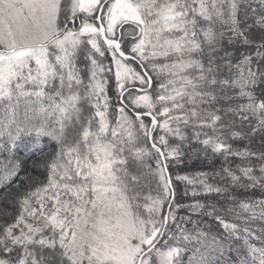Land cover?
<instances>
[{"label":"snow or ice","instance_id":"1","mask_svg":"<svg viewBox=\"0 0 264 264\" xmlns=\"http://www.w3.org/2000/svg\"><path fill=\"white\" fill-rule=\"evenodd\" d=\"M250 7L0 0V151L22 137L28 151H42L44 138L56 146L16 214L0 209L10 218L0 222V264H264V227H252L264 222V148L229 142L264 134V89L252 91L264 83V33L254 38ZM255 25L264 29V14ZM192 142L221 166L173 176L170 163ZM19 168L9 159L0 184ZM174 181L191 202L175 200ZM256 190L260 198L238 195ZM212 194L223 203L195 199ZM181 208L190 215L178 217Z\"/></svg>","mask_w":264,"mask_h":264},{"label":"trees","instance_id":"2","mask_svg":"<svg viewBox=\"0 0 264 264\" xmlns=\"http://www.w3.org/2000/svg\"><path fill=\"white\" fill-rule=\"evenodd\" d=\"M252 9H255V14L252 12ZM264 14V6L260 4V0H251V7L248 9V15L246 19V23L253 25L251 31L254 36V38L259 41L262 33H264V29L259 28L255 25V21L259 15ZM241 18L244 19L243 13L240 14ZM244 51H251L255 52V46L249 48L242 49ZM238 56V53H237ZM235 63V61H233ZM264 89V83L258 84L255 88L252 89V91L260 98L261 96V90ZM108 94L110 97H112L113 102V111L115 108V102H116V94L114 90L113 85H109ZM237 103H246V100H239L236 101ZM114 115L112 119L114 120ZM146 122H150L146 118ZM252 124H255V120L253 119L251 121ZM187 134L191 136L192 129L188 128L185 129ZM209 131L210 130H206ZM244 131H250V129L247 127V123L245 124ZM161 134L159 130H157V135ZM203 138V137H202ZM5 138H0V141H2ZM28 137H22L19 141H17L16 146L12 148L11 152L8 151H0V167H2L4 164L7 163L9 159H13V161L18 160L20 161V168L18 170V174L15 175L9 183L6 185L0 184V209L9 210L12 212V215L14 216L16 214V207H15V199L17 196H19L22 192L27 191L29 188H34L36 184L40 181H44L46 179V171L44 168L40 167V165L46 161H48L52 155V153L55 151V144L53 142H50L47 138L43 139V150L42 151H28L27 150V142ZM264 139V134L257 133L253 137H251L250 141L248 139L240 140V141H229L234 146L244 147L247 146L253 151H258L264 148V145H262L261 141ZM170 144L178 143L173 138H169ZM50 144V145H49ZM54 147H53V146ZM49 146V147H48ZM52 146V147H51ZM11 147V146H10ZM192 148H196L200 151L193 152ZM203 146L199 145L195 142H192V147L185 146L183 148V151L185 155L181 158L182 162L177 164L175 161H172L169 166V172L171 174H194L196 172H212L216 169H218L221 166V163L223 161V158L217 155H214L211 152V149L209 148L207 150V157H205L203 152ZM23 153L24 156L19 155V153ZM233 165L235 163H238L239 161L235 158H232ZM155 167L154 161H149ZM255 163V161H254ZM24 177L25 179H23ZM31 181V183H29ZM209 182H214L210 179ZM174 186L176 189V196L175 200L180 204H187L191 202L193 199L191 196H185L184 195V184L179 181H174ZM152 188V195H155V184L153 183L151 185ZM145 194L148 193V189H145ZM238 195L241 199H244L245 197H251L253 199L260 198L261 193L259 190L256 191H248V192H239ZM195 199H199L203 202H219L223 203V199L215 194H212L210 196H200L196 197ZM167 209V206H165V211ZM190 213L184 209L181 208L177 212V216H188ZM226 219L228 217H225ZM5 219H8L10 222V218L6 217H0V222H3ZM192 219H199V216L193 215ZM204 221H207L208 224H211L213 226V231L222 232L223 229L220 228V226L212 219H209L208 217L203 218ZM185 227L191 228V224H186ZM253 228L257 227H264V222L260 221H254L252 223ZM235 259V257H232ZM186 259V257H185Z\"/></svg>","mask_w":264,"mask_h":264},{"label":"rangeland","instance_id":"3","mask_svg":"<svg viewBox=\"0 0 264 264\" xmlns=\"http://www.w3.org/2000/svg\"><path fill=\"white\" fill-rule=\"evenodd\" d=\"M49 145H50V144H49ZM52 146H53V145H52ZM52 146H51V147H52ZM48 147H49V146H48ZM53 147H54V146H53ZM19 155H20V157H21V156H24V154L21 153V152L19 153ZM17 159H18V161H19V159H21V158H18V157H17ZM22 178L25 179L24 177H22Z\"/></svg>","mask_w":264,"mask_h":264},{"label":"water","instance_id":"4","mask_svg":"<svg viewBox=\"0 0 264 264\" xmlns=\"http://www.w3.org/2000/svg\"><path fill=\"white\" fill-rule=\"evenodd\" d=\"M166 211H167V209H166Z\"/></svg>","mask_w":264,"mask_h":264}]
</instances>
